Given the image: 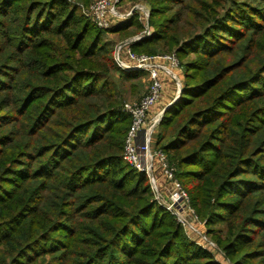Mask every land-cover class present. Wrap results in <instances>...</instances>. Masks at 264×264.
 <instances>
[{
    "label": "trees",
    "instance_id": "trees-1",
    "mask_svg": "<svg viewBox=\"0 0 264 264\" xmlns=\"http://www.w3.org/2000/svg\"><path fill=\"white\" fill-rule=\"evenodd\" d=\"M91 1L0 0V264H217L122 159L121 85L144 73L103 36L141 25L99 29ZM143 1L131 50L184 71L155 146L232 264H264V0Z\"/></svg>",
    "mask_w": 264,
    "mask_h": 264
},
{
    "label": "built area",
    "instance_id": "built-area-1",
    "mask_svg": "<svg viewBox=\"0 0 264 264\" xmlns=\"http://www.w3.org/2000/svg\"><path fill=\"white\" fill-rule=\"evenodd\" d=\"M122 0H95L83 15L97 28L107 30L125 23L134 13L139 19L146 21L145 29L133 39L125 40L114 47L113 60L116 66L124 71H140L148 76V87L146 93L135 103H125L123 111L130 116V124L126 132L122 159L137 172L143 173L154 194L155 201L184 229L191 242L207 251L219 264H231L224 252L219 249L207 234L198 226L205 224L198 220L190 205L189 196L175 178V169L168 161L162 150H151L152 133L161 119L162 112L157 114L152 123L148 124V116L151 107L159 100L162 94V83L160 75L168 77L175 89L176 95L181 92L182 82L178 74L179 65L175 53L159 56H146L136 54L131 50V45L140 39L149 38L153 31L148 27L149 9L143 5H135L127 12L120 8ZM81 7V6H80ZM161 176L163 187L168 193L167 201L159 190ZM196 218V227L193 220ZM198 224V225H197Z\"/></svg>",
    "mask_w": 264,
    "mask_h": 264
},
{
    "label": "rangeland",
    "instance_id": "rangeland-1",
    "mask_svg": "<svg viewBox=\"0 0 264 264\" xmlns=\"http://www.w3.org/2000/svg\"><path fill=\"white\" fill-rule=\"evenodd\" d=\"M95 0H92L88 5L84 6V5H81L80 9H81V12H83V10H86ZM135 5H143L145 7H147L148 9H150V6L148 3H146L145 1L143 0H124L122 3H121V9L123 12H127L130 8H132L133 6ZM83 14V13H82ZM133 16H136L137 18V21L138 23L141 25V29L138 31V32H135V29H130L128 31V33H125V34H122V33H118V34H114V33H106L103 37L104 39L109 42L112 47H113V51H114V47L116 45H118L119 43L125 41V40H129V39H133L137 36H139L141 34V32H143V30L145 29V24H146V21H143V19H139L138 16L134 13ZM132 18V17H131ZM129 18V19H131ZM128 19V20H129ZM127 20V21H128ZM126 21V22H127ZM147 23H148V27L150 29H152L149 25V18L147 20ZM152 36V35H151ZM142 40V39H140ZM113 51H112V57H113ZM173 51H170V52H157L155 55H147L145 53H140V54H143V55H146V56H159V55H164V54H170V53H173ZM138 54V53H136ZM176 55V54H175ZM177 58V61H178V65H179V71H178V74L180 76V79H181V82H182V85L184 83V71H183V68L181 66V63H180V60L179 58L176 56ZM172 82V81H171ZM119 83V82H118ZM148 84H149V81H148V76L147 74H143L141 77H139L137 80H134V81H128V82H123L122 85H121V90L123 91V96H124V102H123V105L125 103H128V104H131V103H135L137 101H139L141 99V97L146 93L147 91V87H148ZM173 84V83H172ZM173 89H174V96L176 95V89L173 85ZM160 112H158L157 114H159ZM155 114L153 117L149 118L148 116V124L152 123V120L154 119V117L157 115ZM161 120V119H160ZM160 120L159 122L157 123L153 133H152V138H151V150L152 152L155 151V150H161L159 147H156L155 146V142H156V138H157V135L160 131L159 129V123H160ZM126 136V135H125ZM124 141H125V137H123V146H124ZM123 152V151H122ZM166 157H167V161L168 163L174 167V165H172L170 162H169V158L166 154ZM175 169V167H174ZM175 174H176V169H175ZM176 178V176H175ZM177 179V178H176ZM163 181V180H162ZM177 181L180 183V181L177 179ZM164 182L160 183L159 185V190L162 192V195H163V198L167 201V196H168V193H166L165 191V188L163 187V184ZM181 185V183H180ZM151 190V189H150ZM185 190V189H184ZM150 194H151V199L152 200H155L154 198V194L152 191H150ZM158 204V203H157ZM196 214V213H195ZM197 217V222L198 220L202 223L204 222V220H201L197 215L195 216ZM191 220H193L194 222V225L196 227V218L194 217H191L190 218ZM175 220V218H174ZM176 221V220H175ZM177 223V221H176ZM198 225V224H197ZM201 230H203L206 234H207V229H206V225L203 224L202 226L199 225L198 226ZM221 225H217L215 228H220ZM182 228V227H181ZM182 231L184 232L185 234V231L184 229L182 228ZM186 235V234H185ZM187 237V236H186ZM207 237L209 238V240H211L215 245H216V242L214 241V238L211 236V235H208L207 234ZM188 239H192V235H190V238L187 237ZM217 246V245H216ZM218 247V246H217ZM219 248V247H218ZM220 249V248H219ZM223 252V251H222ZM213 258V257H212ZM214 260V259H213ZM229 260V259H228ZM230 261V260H229ZM231 262V261H230ZM217 263V262H216ZM219 264V263H217ZM232 264V262H231Z\"/></svg>",
    "mask_w": 264,
    "mask_h": 264
},
{
    "label": "crops",
    "instance_id": "crops-1",
    "mask_svg": "<svg viewBox=\"0 0 264 264\" xmlns=\"http://www.w3.org/2000/svg\"><path fill=\"white\" fill-rule=\"evenodd\" d=\"M159 79L162 83V94L159 98V100L151 107L150 112H149V118L153 117L155 114L158 112H162L169 108L171 104L174 102L176 95L174 96L175 92L173 89V84L171 80L164 76L160 75ZM158 180L160 183H162V178L161 176H157Z\"/></svg>",
    "mask_w": 264,
    "mask_h": 264
},
{
    "label": "water",
    "instance_id": "water-1",
    "mask_svg": "<svg viewBox=\"0 0 264 264\" xmlns=\"http://www.w3.org/2000/svg\"><path fill=\"white\" fill-rule=\"evenodd\" d=\"M180 93H181V92H179V93L176 95L175 100L178 98V96L180 95ZM175 100H174V102H175ZM164 111H165V110H164ZM164 111H163V112H164ZM163 112H162V114H163Z\"/></svg>",
    "mask_w": 264,
    "mask_h": 264
}]
</instances>
